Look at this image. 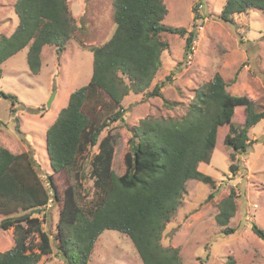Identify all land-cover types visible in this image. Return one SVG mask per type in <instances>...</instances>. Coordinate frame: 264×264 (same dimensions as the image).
Segmentation results:
<instances>
[{
	"label": "trees",
	"instance_id": "1",
	"mask_svg": "<svg viewBox=\"0 0 264 264\" xmlns=\"http://www.w3.org/2000/svg\"><path fill=\"white\" fill-rule=\"evenodd\" d=\"M113 7V35L102 44L89 46L94 56L90 80L70 94L46 134L53 168L48 182L60 207L56 224L59 250L66 264H88L99 236L106 229H116L132 239L143 264H181L179 248L164 246L161 240L166 223L182 203L186 183L196 179L215 186V178L202 172L199 163H210L219 135L234 150L230 171L237 173L235 153L251 146L249 130L264 118V109L246 95L230 93L217 72L196 89L184 115L145 117L129 126L123 99L130 91L146 97L162 95L165 80L152 89L151 84L169 46L163 35L187 34L185 56H189L197 26L187 30L166 25L163 20L168 10L163 0H113ZM14 8L19 23L11 35H0V66L29 47L27 62L31 72L38 74L43 47L55 44L60 53L77 29L75 18L68 0H16ZM253 9L264 11V0H226L218 17L234 23L235 13ZM0 95L16 100L11 94ZM165 104L173 107L178 103L165 100ZM238 113L243 115V124L236 127L232 118ZM120 122L132 134L124 172L117 174L113 169L115 137L122 125L114 124ZM224 125H229L226 134L220 129ZM94 146L98 151L89 159V172L96 196L91 205L84 206L76 186L68 184L61 190L56 176H69L74 169L81 182L86 175L84 163ZM36 163L28 151L14 153L0 147V228H14V245L0 251V264H37L52 252L43 218L30 214L36 208L45 212L51 198ZM237 196L232 188L216 214L227 234L235 231L229 221L236 212ZM251 227L264 240V229L256 222ZM224 264L237 261L229 256Z\"/></svg>",
	"mask_w": 264,
	"mask_h": 264
},
{
	"label": "rangeland",
	"instance_id": "2",
	"mask_svg": "<svg viewBox=\"0 0 264 264\" xmlns=\"http://www.w3.org/2000/svg\"><path fill=\"white\" fill-rule=\"evenodd\" d=\"M15 2L0 0V35L10 34L17 25ZM163 2L168 10L163 20L166 25L187 30L197 26L193 52L185 56L187 34L163 35L169 46L162 53V65L151 84L152 89L165 80L162 95L146 97L130 91L123 99L127 124L137 125L141 119L151 116L184 115L194 100L196 89L217 72L226 80L230 93L246 95L264 109V11L253 9L235 13L234 23H229L218 17L226 0ZM68 3L72 14L74 12L77 29L60 53L57 45H48L45 64L38 74L29 68L27 51L10 57L0 66V92L16 97L13 101L11 97L0 95V147H7L14 153L30 152L51 194L45 212L37 215L43 218V228L50 233L53 249L37 264H66L56 238L60 207L48 182L53 171L46 144L48 127L67 105L70 94L89 81L93 70V52L89 46L104 43L116 29L112 0H68ZM169 76L171 79H167ZM54 90L57 92L48 106ZM165 100L178 104L169 107ZM242 116L240 113L233 116L232 123L236 127L243 124ZM120 124L113 160L117 174L124 172V155L132 134L125 122L114 126ZM220 129L226 134L229 125ZM249 137L252 143L247 151L235 153V162L239 164L237 173L230 171L234 150L226 146L223 135H219L210 163H199L202 172L215 178V186L196 179L186 183L182 203L166 223L161 240L164 246L179 248L181 264H224L229 256H233L237 264H264V240L251 227L252 222H256L264 229V118L250 128ZM97 151V146L90 149L83 166L86 175L81 182L74 169L69 176H56L61 190L68 184L76 186L78 199L84 206L91 205L96 196L89 159ZM232 188L238 196L229 226L235 231L227 234L225 227L217 222L216 214L220 201ZM213 191L215 194L209 199ZM13 231V227L0 228V251L14 245ZM88 264L143 262L126 233L106 229L97 239Z\"/></svg>",
	"mask_w": 264,
	"mask_h": 264
},
{
	"label": "crops",
	"instance_id": "3",
	"mask_svg": "<svg viewBox=\"0 0 264 264\" xmlns=\"http://www.w3.org/2000/svg\"><path fill=\"white\" fill-rule=\"evenodd\" d=\"M112 2H113V0H112ZM69 4V3H68ZM70 7V6H69ZM79 7V6H78ZM73 16H74V12H73ZM18 23H19V18H18V22H17V25H16V27L18 26ZM16 27H14L13 28V31H11L10 32V34H7V35H11L14 31H15V29H16ZM88 27V26H87ZM88 29H90V28H87V30ZM47 47H48V45H45L44 47H43V50H42V66L45 64V51H46V49H47ZM28 50H29V47H25L24 49H22L21 51H19L18 53H16L15 55H17V54H19V53H21L22 51H27L26 52V55L28 54ZM15 55H13V56H15ZM12 57V56H11ZM94 57V56H93ZM10 58V57H9ZM8 58V59H9ZM7 59V60H8ZM6 60V61H7ZM3 64V63H2ZM1 64V65H2ZM42 68V67H41ZM92 72H93V70H92ZM91 76H92V74H91ZM91 78V77H90ZM90 80V79H89ZM88 83V82H87ZM8 230V229H7Z\"/></svg>",
	"mask_w": 264,
	"mask_h": 264
},
{
	"label": "water",
	"instance_id": "4",
	"mask_svg": "<svg viewBox=\"0 0 264 264\" xmlns=\"http://www.w3.org/2000/svg\"><path fill=\"white\" fill-rule=\"evenodd\" d=\"M56 92H57L56 90L53 91V94H52V96H51V98H50V101H49V103H48V106L51 105L52 100L54 99ZM40 212H41L40 209H39V208H36V209L32 210V211L30 212V214H31V215H34V214H37V213H40Z\"/></svg>",
	"mask_w": 264,
	"mask_h": 264
},
{
	"label": "built area",
	"instance_id": "5",
	"mask_svg": "<svg viewBox=\"0 0 264 264\" xmlns=\"http://www.w3.org/2000/svg\"><path fill=\"white\" fill-rule=\"evenodd\" d=\"M202 6H203V5H202V4H200V8H202Z\"/></svg>",
	"mask_w": 264,
	"mask_h": 264
}]
</instances>
